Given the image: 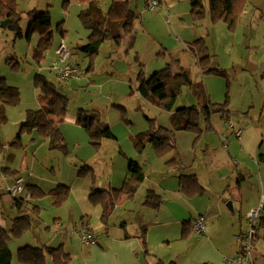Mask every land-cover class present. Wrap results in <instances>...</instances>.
<instances>
[{"label":"rangeland","instance_id":"rangeland-1","mask_svg":"<svg viewBox=\"0 0 264 264\" xmlns=\"http://www.w3.org/2000/svg\"><path fill=\"white\" fill-rule=\"evenodd\" d=\"M15 1L17 12L21 17L19 26L22 37L15 38L13 31L6 27H0V79L4 78L6 85L15 87L19 91V103L13 107H5L2 114L4 121L0 118V178L3 176L2 169L8 167L19 172L17 174L27 181H37L44 190L55 189L57 183L63 182L68 186L69 191L67 199L61 206L53 205L49 196L41 199L38 203L40 226H34L20 239L12 240L9 243L12 252L11 264L19 263L18 247L51 242L48 245L50 247H59L60 244H63V251H68L71 257L69 264H87L84 259L88 258L90 248L82 246L77 234L82 223L89 225L88 233L92 236L94 244L110 241L106 245H109L111 251L115 252L122 243L119 238L117 239L121 235L120 231L122 234L132 235L139 226L141 229L144 228L148 219L149 228H151V224L155 223L158 214L156 208L151 207H149V213H146L142 202L138 204L139 195H136V191V197L134 195L131 200H128V203L119 205L117 213L109 216L111 224L109 225L108 218L105 225V228L108 226L107 233L102 227L100 218L82 216V208L71 215V207L76 205L74 193L91 174L81 178L77 177L79 167L83 163L90 165L94 171V183H104L105 167L92 159L96 158V153L103 149L106 142L110 148L114 143L104 139L96 149L90 144L88 134L80 127L68 122L67 118L71 115L75 116L78 109L98 113L99 119L107 123L108 126L111 125L114 133L121 137L130 132L135 135L138 132L163 125L162 123H169V112L162 110L150 100L142 98L137 92V73L142 71L145 78L152 81L153 75L168 63L174 67L181 65L180 62L177 63V59H181V56L187 53L186 44L199 37L204 38L210 53L215 55L218 66L226 72V77L216 75L202 77L190 55H188L189 62L187 63L188 75L192 81L203 83L212 103L222 104L227 101L226 105L229 107L228 102L231 97L233 98L235 94L240 95L248 92L246 86L248 75L244 71H240V68L247 60H255V57L249 53L244 43L248 41L246 36L251 32L254 36L251 42L259 38L257 26L260 19L256 17L250 24L242 22L236 30L230 31L223 21L212 22L207 12L204 18L194 19L189 13L190 3L188 0H156L160 3L159 8L156 9H148L146 0H128L131 8L139 14L138 20H135L133 24L135 38L133 45L128 44V36L121 41L119 47L108 40L103 43L98 53L90 58L86 57L79 49L80 46L86 44L88 37V31L78 18V14L84 8V4L79 0ZM201 1L207 8V0ZM248 1L250 3L252 0ZM110 2L111 0H102L103 11L107 10ZM33 10L48 11L51 19V46L38 59L36 56L39 41L38 31H35L29 40L25 39L31 22L28 13ZM252 14L254 15L253 12ZM238 20H250V18L239 16ZM60 27L65 31L63 36L58 32ZM208 43H214L215 53L210 50ZM60 44H63L70 54L66 62L77 69V74L66 81H59L53 70L54 66L61 65L59 56L56 54V49ZM125 50L127 51L125 52ZM135 52L138 54L136 53V55ZM142 53L149 54V60L139 59L138 56ZM136 56L137 58H135ZM90 64L92 68L87 71ZM38 74L53 83L59 92L67 96L69 100L68 112L60 129L67 143V154L49 150L47 141L45 142L39 137L35 130L30 133H22L20 142L13 146L10 145L18 134L19 127L25 118V112L39 108V90L35 85V77ZM112 101L114 104H109ZM179 104L185 106L197 104L188 87L182 88L175 107ZM115 106L124 107L125 113ZM213 115L214 120H221L219 114L211 116ZM200 123L202 127L200 134L182 131L177 138L175 136L176 150L172 153L157 156L150 145H146L147 147L141 154L137 153V160L143 161L140 165L145 174V179L139 188L149 186V189H154L152 190L156 195H162L159 190L160 182L166 178L169 180V176H172V167L164 164L163 158L174 155L181 158L180 161L182 159L185 161L190 145L189 151L192 147L195 148L192 166L195 171L201 174L203 181L201 183L206 189L202 195L192 196V198L194 197V202L201 207L202 213L207 210L217 212V208H222V215L215 214L213 217H207L209 224L205 217L206 231L207 227L214 226L216 233L211 235L213 237L208 236V238L199 235V239H194L190 243L172 242L171 249L155 245L153 246L154 252H149V256L141 254V264H145L143 256L149 258V264H154L153 261L158 256L161 258L158 261L163 264H189L190 261L193 264H228V259L233 258L237 251L235 233L238 232L240 223L239 212L236 209V213L232 214L226 209V202L229 200L228 192L224 194V191H227V182L219 181L220 179L217 177H208V151H205L207 148L205 145L211 149L216 145H221V140L213 134V130L204 128L205 121H200ZM210 123L212 124L211 121ZM184 135L190 136L192 140L186 141ZM19 144L23 147L19 148ZM114 148L118 149V146L115 145ZM147 153L150 156L146 162L144 159H146ZM120 158L123 159L122 156ZM108 162V167L112 164L116 166L119 164V162L115 163V160ZM143 197L145 199V196ZM33 203L36 205V202ZM6 209L7 213H2L0 210V229L8 230L11 217L17 212L10 205ZM240 215H243V212ZM159 217H161V221L167 218L165 212ZM59 218L62 226L56 228ZM113 223H115L114 227ZM231 223H234L233 228ZM118 224L121 226L127 224V230L117 229ZM241 227L244 231L246 230L245 223H242ZM29 232H36L34 234L38 235V238H32ZM191 235L197 236L198 234L191 231ZM55 236L58 237L54 238ZM144 242L146 246V240ZM256 248V260L253 259V263L264 264V242L260 241Z\"/></svg>","mask_w":264,"mask_h":264},{"label":"trees","instance_id":"trees-1","mask_svg":"<svg viewBox=\"0 0 264 264\" xmlns=\"http://www.w3.org/2000/svg\"><path fill=\"white\" fill-rule=\"evenodd\" d=\"M189 1V13L194 19L200 20L208 13L212 22L223 21L230 31L235 29L240 12L246 3V0H207L206 8L201 0ZM80 2L85 4V7L78 14V18L88 31V37L86 44L80 46L79 49L86 57H94L103 43L108 40L113 45L119 46L121 41L128 36L129 45L132 44L134 36L133 24L135 20H138L139 14L131 8L128 0H111L106 11H103L101 7L102 0H80ZM155 2L156 8H159L160 3L156 0ZM28 16L31 18V22L25 39L29 40L30 36L35 31H38L39 41L36 49L38 59L51 46L50 14L48 11L33 10L29 11ZM6 19H9V24L6 28L14 32L15 38H21L22 31L19 26L21 17L17 12L15 0H0V23ZM58 32L61 36L65 33L61 27ZM186 51L194 59L201 76L216 75L226 77V72L218 66L215 55L210 53L203 37L187 43ZM175 67L168 63L167 66L153 75L152 81L147 80L144 73L139 71L136 76V90L139 95L158 105L162 110L171 112L175 107L182 88L188 87L202 103L179 107L174 110L171 117V130L155 126L148 131L134 135L132 144L138 154L143 152L146 145H150L157 156L172 153L176 150L174 132L191 131L200 134L202 132L200 121H205L207 125L204 124V128L211 130L210 118L212 114H220L222 120L227 119L230 114V110L226 105L227 101L222 104L209 103L208 101L203 103V98H206V96L201 82L192 81L188 72L183 71L178 65ZM90 69L88 67L87 71ZM35 85L39 90V108L25 112V118L19 127L18 134L10 145L13 146L17 142L19 143L22 133H30L35 130L39 137L47 141L49 150L67 154V143L59 125L68 112L69 100L67 96L59 92V89L53 83L47 81L39 74L35 77ZM18 103V89L6 85L4 78H1L0 118L2 121H4V116L2 115L4 108L16 106ZM115 107L122 113L126 111L124 107ZM76 124L88 134L90 144L96 149L101 145L102 140L115 138L108 124L99 119L98 113L78 109L76 112ZM22 147L19 144V148ZM166 164L172 168L181 169L182 167L179 157L168 160ZM8 171L9 169H2V173H7ZM91 172V166L84 164L79 167L77 177H84ZM144 179L145 174L141 165L137 161L130 160L127 174L120 187L99 189L94 185L91 186L88 199L92 206L101 207L102 215L100 220L102 224L106 225L119 199L131 200L133 198ZM178 179L179 191L184 196L192 197L203 194L204 189L193 173L180 174ZM25 189L29 193V198L19 197L12 199V207L17 213L11 217V225L8 230L0 229V264H11L10 241L20 239L24 233L39 224L38 206L33 202L48 195L53 205L61 206L67 199L69 191L68 186L63 184L57 185L55 189L48 192L43 191L34 184H25ZM159 203L160 197L154 191L148 190L145 195L144 205L155 209L159 206ZM262 217L260 227L264 228ZM17 254L19 258L18 264H47L48 260L51 264H69L71 260L70 255L63 251L62 245L59 247H39L28 244L19 247ZM156 264L163 263L157 261Z\"/></svg>","mask_w":264,"mask_h":264},{"label":"crops","instance_id":"crops-1","mask_svg":"<svg viewBox=\"0 0 264 264\" xmlns=\"http://www.w3.org/2000/svg\"><path fill=\"white\" fill-rule=\"evenodd\" d=\"M252 12L254 13V15L252 14ZM239 16L248 17L250 18V20H237L236 27L234 30H236L242 22L250 24V22H252V20L256 17L260 19L258 20V26H257L258 32L260 34L259 38L251 42V40L254 39L253 32H251V34L246 36L248 38V41L244 43L246 44V48L249 51V53L255 57V60L253 61L247 60L240 68V71H244L248 75V77L246 78V86L248 88V92H244V94L241 93L240 95L235 94L233 98L232 97L230 98L228 102L229 103L228 108L231 111L227 119L222 120L221 118H219L221 120L216 121L214 120V115L211 116L210 121L212 122V124L210 123V126L212 127V129L210 131L213 130L214 132L213 134L220 138L221 145H216V147H212L211 149L209 148L208 145H205V147H207L205 151H208L207 152L208 155L207 163H209L207 164L208 177H217L220 179L219 181L227 182V191H224V194L225 192H228L229 200L230 202H232L234 207V213H236V209L239 212L240 223L238 227V232L235 233L236 234L235 239L238 236L242 235L244 232V229H242L241 224L245 223L246 213L251 208L255 207L258 204L260 196L264 195V0H252L250 3L248 0H246L245 7L241 10ZM134 40L135 38L133 36V41L131 45H133ZM128 44H129V40H128ZM208 46L210 50L215 53L214 43L212 44L208 43ZM126 51L127 50H125V52ZM136 53L138 54V52H135V54ZM188 55L190 54L187 52L186 54H183L181 56V59L179 60L177 59V61L180 62L181 64L179 65L180 68H182V70L185 72H188L187 69V63L189 62ZM138 57L139 59L142 58L149 60V54L145 55V53H142ZM88 67L92 68V65L90 64ZM201 84L203 85L202 82ZM203 89L206 96V98L205 97L203 98V103L207 101L209 103H212L210 96H208V94L206 93L205 90L206 88L204 87V85H203ZM230 94H232L231 91ZM193 97L197 102L196 105L202 103L194 95ZM227 99H228V95H227ZM109 104H114V103L112 101ZM179 107H185V105L179 104L177 105V107H174L173 111L169 112L170 115V117H168L169 123H162L163 125H158V126L171 130L172 128L171 117L174 113V110H176ZM63 121L64 119L59 125L60 129L62 127ZM67 121L71 122L76 127H79L76 124V114L75 116L72 115L69 116L67 118ZM229 123L232 124V128L228 126ZM109 127L113 135L115 136L114 139H108L110 141H113L114 143L112 144L113 147L110 148L108 142H106L104 144L103 149L96 153V158L92 159V160H96L98 164H101L102 166L104 165L105 182L104 183L98 182L101 185L94 183L95 182V180L93 179L94 171L93 168L91 167L92 168V172L90 174L91 178L87 176L86 180L78 188V191L74 193V200L76 205L74 207H71V215L74 214L76 211H78L79 208H82V212H83L82 216H85L86 218L87 216H91L93 218L95 217L94 219L100 218L102 215L101 207L100 206L93 207L89 203L88 197L91 186L94 185L99 189H108L110 187L118 188L121 186L127 174L130 160L137 161L139 164L143 162L137 160L136 157L137 153L135 152V149L131 143L134 133L130 132L129 134L123 135L121 137L116 133H114V131L111 128L112 127L111 125ZM238 131H240L239 137L236 136V133ZM180 132L179 131L174 132L176 138L177 136L180 135ZM184 137L186 138V141L192 140V138L188 135H184ZM115 145L118 146V149L114 148ZM146 147L147 146H145V148ZM201 147L202 144L200 145V148ZM189 148L187 149L186 160L184 161L182 159L181 161V165H182L181 169L172 168L171 170L172 176H169V180H167L166 178L162 180L159 184L160 185L159 190H161L162 195H159L160 203L159 206L156 208V213L158 214V216H156L155 218L154 221L155 223L151 224V228H149V219H148V223L144 224V228L141 229V227L139 226V228L135 229V232L132 235H129L127 233L122 234V232L120 231L121 235L120 237H117V239L119 238L120 241H122V243L120 244V247H117L115 252L111 251L109 245H106V243H109L110 241H105V243L96 242L95 244H90V245H84L81 243L83 247L90 248V251L88 250V258L84 259V261H86L87 264H141L140 263L142 259L141 254L143 253L144 255L149 256V252L151 253L154 252L153 246L155 245H160L165 249H171L172 242L190 243L194 239H199V234L197 236L191 235V231H193L192 223L198 217H203L205 220V233L200 235L208 238V236H211L216 233L214 226L207 227V231H206V225H207L206 218L210 216L213 217L215 214H217L218 216L222 215L223 214L221 212L222 208H217V212L207 210L206 212H204L205 213L204 215V213H202L203 211L201 207L194 202L193 200L194 197L187 198V196H184L179 191V183H178L179 175L190 174V173L196 175L199 183L203 187L204 191H206L204 185H202L201 183L202 181L201 174L198 171H195V169L192 166V163L194 162V158H195L194 156L195 148L192 147L191 151H189ZM120 156H122L123 159L120 158ZM149 156L150 154L147 153L146 159H144V161L147 162ZM174 157L176 156L171 155L167 158H163L164 164L168 160ZM113 160H115V163L119 162L118 166L112 164L110 167H108L109 166L108 161L113 162ZM84 164L86 163H83L82 165ZM4 168L9 169V171L7 173H3V176L0 178V204H2L0 210L2 213L3 212L7 213L8 211L6 208L9 205L12 207V198L8 196L6 192V188L13 183L15 178H19L21 177V175L17 174L19 172H17L16 170H13L8 167H4ZM25 184L37 185L45 192L52 190V189L44 190L41 187V185L35 180L33 181L25 180ZM59 184L66 185L63 182H59L56 185ZM152 189L153 188L149 189V186H146L144 188H139L136 193V195L137 194L139 195V197L137 198L138 204L142 202L143 205L142 207L146 209V213H149V207L145 208V205L143 203L144 201L143 196L146 195L148 190H152ZM27 194L29 193L25 189L24 196L22 197H25V195ZM45 197H48V195ZM40 201L41 199L35 201L36 206H38V203ZM126 203H128V200L124 198L119 199L110 216H112V214L117 213L119 205ZM226 209L228 210L227 207ZM163 212H165L167 218L166 220L161 221L160 220L161 217H159V215H161ZM241 212H243V215H240ZM89 213L93 214L94 216L90 215ZM147 216L149 217V215ZM262 216H263L262 217V222H263L264 213L262 214ZM207 219L209 224V218ZM57 221L59 223H56V228L61 227L62 224L60 222V218ZM110 221H111V217L109 218L108 221L109 225L111 224ZM10 225H11V221H10ZM10 225H8V229ZM38 226H40V223L35 227ZM114 226L115 223H113V227ZM102 227L106 230L107 233L108 226L107 228H105V225L103 224ZM231 227L232 228L234 227V223H231ZM127 228H128L127 224L126 225L123 224L122 226L121 224L117 225V229L126 231ZM34 233L36 232L33 233L29 232V234L32 235V238L35 237L38 238V235L35 236ZM257 236L258 237H256L254 242V251H253L254 261L256 260L257 244L260 241L264 242L263 227L259 228ZM57 237L58 236H55L54 238ZM64 239L65 236L63 237V240ZM145 240L147 243L146 246L144 242ZM51 243H39V244H33L32 246L44 247V246H48ZM60 245L63 246V244ZM238 250H239V244L237 243V251L233 257L237 255ZM158 259L161 260L160 256L154 259L153 261L154 264L157 263ZM143 261H145V264H149L148 257L145 258L143 256ZM189 264H193L192 261H190ZM202 264H207V263H202Z\"/></svg>","mask_w":264,"mask_h":264},{"label":"built area","instance_id":"built-area-1","mask_svg":"<svg viewBox=\"0 0 264 264\" xmlns=\"http://www.w3.org/2000/svg\"><path fill=\"white\" fill-rule=\"evenodd\" d=\"M146 6L149 9H156L155 0H146ZM56 54L60 59V66L53 67L55 76L59 81H66L69 78L77 74V69L67 63V59L70 57L69 52L66 50L63 44H60L56 49ZM228 126L232 128V124ZM240 131L236 133L239 137ZM7 194L12 198H19L24 196L25 193V180L21 177L15 178L13 183L6 188ZM24 198H29V194L25 195ZM264 213V195H261L258 204L251 208L245 216L246 230L242 235L236 238V242L239 244V250L235 257L228 260V264H254L253 263V251L255 237L258 234L261 216ZM89 225L86 223L81 224V229L77 232L79 239L82 244L90 245L94 244L92 236L88 233ZM192 230L195 234L205 233V220L203 217H198L192 223ZM91 231V230H90Z\"/></svg>","mask_w":264,"mask_h":264},{"label":"water","instance_id":"water-1","mask_svg":"<svg viewBox=\"0 0 264 264\" xmlns=\"http://www.w3.org/2000/svg\"><path fill=\"white\" fill-rule=\"evenodd\" d=\"M8 24H9V19H6L0 23V27H2V28L7 27ZM226 206H227L228 210L233 214L234 213V207H233L232 202H230V201L227 202ZM47 264H51V262L48 260Z\"/></svg>","mask_w":264,"mask_h":264}]
</instances>
